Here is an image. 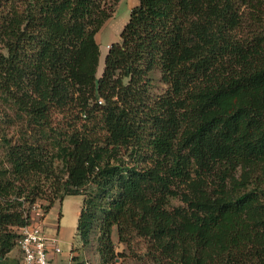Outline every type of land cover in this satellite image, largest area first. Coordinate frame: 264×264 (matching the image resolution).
I'll return each instance as SVG.
<instances>
[{"label":"trees","instance_id":"1","mask_svg":"<svg viewBox=\"0 0 264 264\" xmlns=\"http://www.w3.org/2000/svg\"><path fill=\"white\" fill-rule=\"evenodd\" d=\"M118 1L0 0V264L70 196L102 264H264V0H137L99 77Z\"/></svg>","mask_w":264,"mask_h":264},{"label":"rangeland","instance_id":"2","mask_svg":"<svg viewBox=\"0 0 264 264\" xmlns=\"http://www.w3.org/2000/svg\"><path fill=\"white\" fill-rule=\"evenodd\" d=\"M137 5V0H119L114 8L112 17L105 23L102 30L98 33L96 39L101 50L100 66L98 68L99 77L103 71V63L109 46L120 41V34L126 23L129 21L131 10ZM153 77L154 92L159 93L163 91L166 86L160 82L159 73H155ZM13 117L14 113L10 109L3 105L0 106V156L3 151L2 146L5 138L17 141L25 129L23 125L14 121L12 119ZM55 121L62 126L66 123L62 116L55 117ZM82 204V196L66 197L61 203L57 201L50 212L45 214L42 209L45 202L41 201L38 206L32 209L31 224H38L41 226L43 232L47 236H56L58 238L57 245L62 253L57 256L62 261L66 262L68 260L71 246L73 244L75 251L71 254V258L79 255L82 258L84 257L88 264H102L95 246L84 248L76 237L78 218L82 209ZM113 239L117 244L118 252L123 251L125 246L118 244L116 233H114ZM6 261L7 260H5L3 264H8ZM10 264H13V262L10 261ZM69 264H72L71 259ZM112 264H141V262L131 256H126L117 257Z\"/></svg>","mask_w":264,"mask_h":264},{"label":"built area","instance_id":"3","mask_svg":"<svg viewBox=\"0 0 264 264\" xmlns=\"http://www.w3.org/2000/svg\"><path fill=\"white\" fill-rule=\"evenodd\" d=\"M56 236H47L41 226L30 224L21 229L17 248L21 264H51L50 252L61 254Z\"/></svg>","mask_w":264,"mask_h":264},{"label":"crops","instance_id":"4","mask_svg":"<svg viewBox=\"0 0 264 264\" xmlns=\"http://www.w3.org/2000/svg\"><path fill=\"white\" fill-rule=\"evenodd\" d=\"M71 248H72V246H71ZM57 255H59V254H55L54 252H50L51 264H69L70 263L71 251L69 254V258L66 262L59 259ZM10 261L13 262V264H17V262H19V264H21V253L17 248L11 254L8 255V259L6 262H8V264H10Z\"/></svg>","mask_w":264,"mask_h":264}]
</instances>
